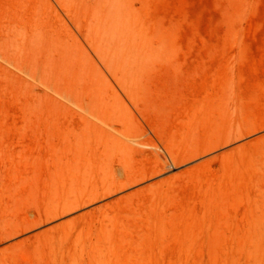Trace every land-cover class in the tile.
I'll use <instances>...</instances> for the list:
<instances>
[{"label": "rangeland", "instance_id": "1", "mask_svg": "<svg viewBox=\"0 0 264 264\" xmlns=\"http://www.w3.org/2000/svg\"><path fill=\"white\" fill-rule=\"evenodd\" d=\"M263 114L264 0H0V264H264Z\"/></svg>", "mask_w": 264, "mask_h": 264}, {"label": "bare ground", "instance_id": "2", "mask_svg": "<svg viewBox=\"0 0 264 264\" xmlns=\"http://www.w3.org/2000/svg\"><path fill=\"white\" fill-rule=\"evenodd\" d=\"M112 127H114V126H112ZM115 128L117 129V127H115ZM262 128H264V114L261 116H258L257 118L239 120L235 123L230 124L226 129L222 130L220 132V134L217 135L215 138H212V139L205 141L201 148L196 149L195 151L191 152L188 156L182 157L180 160L176 161L175 164L178 162H184V161L189 160L193 157L199 156V155H201L207 151H210L211 149H215V148L223 146V145L227 146L226 144H229V143L233 142L234 140L241 139V138H243V137H245V136H247L253 132H256V131L262 129ZM133 142H135V141H133ZM138 144H142V143H138ZM144 144L145 143H143V145ZM147 152H149V149ZM151 153H154V152H151ZM133 156H135V154ZM141 156H143V155H141ZM150 156H151V154H150ZM259 163H261V162H259ZM166 166H169V164H167ZM166 166L159 168L158 165H156V166H153L152 168H149L147 171H145L141 174H134L132 176L129 175V176H126L125 178H122V179L113 180L110 184H108L100 192H94V193H90V194H87L85 196H82L80 198H76V199L72 200L71 202H69L68 204L61 206V207H58L56 210L46 212L44 216H42V217L39 216L38 218H36L34 223L32 224V226H35L37 224L51 220V219L65 213V212H68V211L77 209L79 207H82V206H84L88 203H91V202H93V201H95V200H97L103 196H107V195H111L113 193H116V192H118V191H120V190L134 184V183L139 182L140 180H144V179H146L152 175H155V174H158V173L164 171L165 168H167ZM26 228L15 231V232H6L0 237V240L14 236V235H18L17 232H21V231L25 230Z\"/></svg>", "mask_w": 264, "mask_h": 264}]
</instances>
